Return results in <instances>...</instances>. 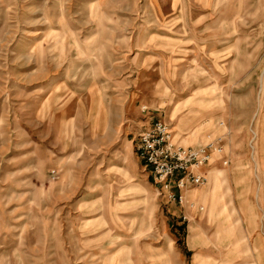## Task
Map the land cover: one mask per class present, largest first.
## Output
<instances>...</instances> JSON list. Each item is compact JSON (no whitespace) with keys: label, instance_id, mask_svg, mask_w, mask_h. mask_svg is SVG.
<instances>
[{"label":"rangeland","instance_id":"rangeland-1","mask_svg":"<svg viewBox=\"0 0 264 264\" xmlns=\"http://www.w3.org/2000/svg\"><path fill=\"white\" fill-rule=\"evenodd\" d=\"M211 2L0 0V264H264V0ZM200 112L179 204L134 139Z\"/></svg>","mask_w":264,"mask_h":264},{"label":"built area","instance_id":"built-area-1","mask_svg":"<svg viewBox=\"0 0 264 264\" xmlns=\"http://www.w3.org/2000/svg\"><path fill=\"white\" fill-rule=\"evenodd\" d=\"M134 142L136 154L150 171L155 186L179 204L184 202L186 190L206 183L202 169L209 166L216 152L223 151L221 138L197 147L175 143L170 125L162 119H155L147 130L139 132Z\"/></svg>","mask_w":264,"mask_h":264},{"label":"crops","instance_id":"crops-1","mask_svg":"<svg viewBox=\"0 0 264 264\" xmlns=\"http://www.w3.org/2000/svg\"><path fill=\"white\" fill-rule=\"evenodd\" d=\"M205 1H206V5L211 6V4H212L211 1H213V0H205ZM210 16L212 17L213 15H209V16L204 15V17H206V18L210 17ZM210 20L212 21L213 19H210ZM203 105L204 104H202L201 106H203ZM183 117H187V120L183 119ZM183 117H176L177 120H176V122L174 121L173 126H172V130H171V131H173L172 133H174V135H175V139L178 138V141H181L182 144H187L186 146H184V145H182V146H184V147H197V146L205 145V144L212 142L218 138H221L224 142L225 139L222 138V136H224L225 133L221 132L222 126L220 128H218L217 124H216V125H214L213 128L209 129V126L204 125V124H206V122L208 120L212 121V124H213V117L206 119V118H204V116L202 115L201 112L198 114L191 113V115H184ZM201 124L205 126L204 131H200L198 134H195L192 137L191 131H193L195 129V127H197ZM224 151H225V149L223 146V151L220 153L214 154L209 166L214 165L215 162L218 160H221V159L223 160L224 159L223 155L225 154ZM209 166H206L202 169V172L206 176H207V173L210 176H214V178H217L221 175L222 170L218 169V167L216 165H214L210 168H209ZM207 170H208V172H207ZM205 194H209V193L204 192V191H198V190H191L190 193H188L186 190L185 194H184V199L192 197L194 199H198L199 201L207 202L208 199L207 200L205 199ZM210 205H211V202H210ZM210 205L208 204L209 208H210ZM209 215H213L212 218L215 217L214 213L211 212V209L209 210ZM225 222H226V220L223 221V223H225Z\"/></svg>","mask_w":264,"mask_h":264},{"label":"bare ground","instance_id":"bare-ground-1","mask_svg":"<svg viewBox=\"0 0 264 264\" xmlns=\"http://www.w3.org/2000/svg\"><path fill=\"white\" fill-rule=\"evenodd\" d=\"M216 153H220V152H216ZM207 196H208V194H207ZM206 197V196H205Z\"/></svg>","mask_w":264,"mask_h":264}]
</instances>
